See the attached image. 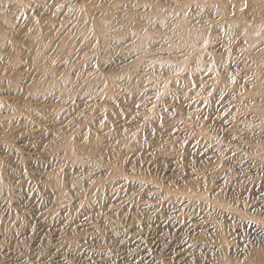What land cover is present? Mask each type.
Instances as JSON below:
<instances>
[{
  "label": "rangeland",
  "instance_id": "rangeland-1",
  "mask_svg": "<svg viewBox=\"0 0 264 264\" xmlns=\"http://www.w3.org/2000/svg\"><path fill=\"white\" fill-rule=\"evenodd\" d=\"M263 224L264 0H0V264H238Z\"/></svg>",
  "mask_w": 264,
  "mask_h": 264
},
{
  "label": "bare ground",
  "instance_id": "bare-ground-1",
  "mask_svg": "<svg viewBox=\"0 0 264 264\" xmlns=\"http://www.w3.org/2000/svg\"><path fill=\"white\" fill-rule=\"evenodd\" d=\"M263 225H262V227L260 226L258 230H260L262 236L264 237V226ZM224 237H226V236L224 235ZM225 257H227V259H229V261L226 264H237L235 259L233 260L228 256V248H226V247L223 251L222 258L225 260ZM238 264H264V244L262 243V245L258 249H254L252 256L250 257V259L247 262H242V263H238Z\"/></svg>",
  "mask_w": 264,
  "mask_h": 264
}]
</instances>
